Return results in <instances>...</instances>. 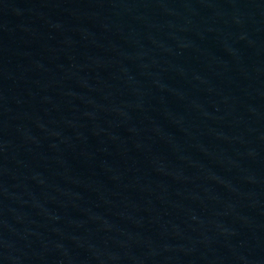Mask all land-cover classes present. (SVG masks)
Segmentation results:
<instances>
[{
	"label": "water",
	"instance_id": "obj_1",
	"mask_svg": "<svg viewBox=\"0 0 264 264\" xmlns=\"http://www.w3.org/2000/svg\"><path fill=\"white\" fill-rule=\"evenodd\" d=\"M0 264H264V0H0Z\"/></svg>",
	"mask_w": 264,
	"mask_h": 264
}]
</instances>
